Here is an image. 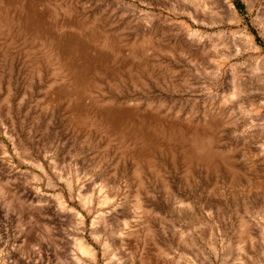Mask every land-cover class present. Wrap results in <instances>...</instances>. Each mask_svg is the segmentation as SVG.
<instances>
[{
	"label": "rangeland",
	"instance_id": "obj_1",
	"mask_svg": "<svg viewBox=\"0 0 264 264\" xmlns=\"http://www.w3.org/2000/svg\"><path fill=\"white\" fill-rule=\"evenodd\" d=\"M0 264H264V0H0Z\"/></svg>",
	"mask_w": 264,
	"mask_h": 264
},
{
	"label": "bare ground",
	"instance_id": "obj_2",
	"mask_svg": "<svg viewBox=\"0 0 264 264\" xmlns=\"http://www.w3.org/2000/svg\"><path fill=\"white\" fill-rule=\"evenodd\" d=\"M82 249L83 250H90V248H88V246L85 243H82Z\"/></svg>",
	"mask_w": 264,
	"mask_h": 264
}]
</instances>
